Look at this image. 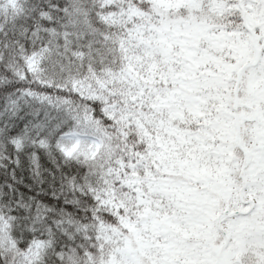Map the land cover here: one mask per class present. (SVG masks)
I'll return each mask as SVG.
<instances>
[{"label":"snow or ice","instance_id":"6c2138e0","mask_svg":"<svg viewBox=\"0 0 264 264\" xmlns=\"http://www.w3.org/2000/svg\"><path fill=\"white\" fill-rule=\"evenodd\" d=\"M0 264H264V0H0Z\"/></svg>","mask_w":264,"mask_h":264}]
</instances>
